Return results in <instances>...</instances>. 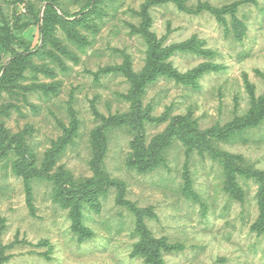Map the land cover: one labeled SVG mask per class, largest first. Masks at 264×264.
I'll list each match as a JSON object with an SVG mask.
<instances>
[{"label":"rangeland","instance_id":"1","mask_svg":"<svg viewBox=\"0 0 264 264\" xmlns=\"http://www.w3.org/2000/svg\"><path fill=\"white\" fill-rule=\"evenodd\" d=\"M90 1L0 0V26L1 20L7 22L11 33L33 48L29 59L35 68L26 69L16 87L15 83L0 87L2 126L11 134L24 132L40 163L52 143L63 137L62 125H73V142L61 152L54 169L69 171L76 185L93 176L91 140L102 119L129 110L124 97L130 82L107 69L126 63L135 73L142 72L150 44L140 16L148 0H104L97 16L92 13L87 25L76 26L77 39L70 36L75 31L71 23L63 21L54 24L48 37L57 44L39 36V20L48 2L72 22ZM177 2L189 11L179 9ZM234 3H238L234 11L222 15L224 23L201 7L220 9ZM147 13L146 29L162 48L195 38L212 53L174 52L167 62L179 75L207 62L219 68L202 75L197 89L166 77L148 84L142 107L151 106L152 116L165 114L168 120L187 116L200 130H208L244 115L251 107V91L256 99L264 95V0H174L152 5ZM16 46L11 43L7 49L0 43V75L12 57L11 48L22 52ZM51 87L54 90L45 94ZM168 120L145 121L146 142L161 133ZM211 139L219 151L239 155L264 171V121L234 138ZM131 140L126 127L109 130L103 169L123 185L129 204L147 210L144 223L154 239L181 247L163 252L165 264H264V231L260 225L254 228L260 216L254 181L241 178L242 200L232 198L219 163L208 153L195 151L188 164L194 198L186 197L185 146L176 141L166 166L138 173L126 164ZM97 204L82 203V223L89 237L79 241L70 208L54 200L51 183L34 181L28 202L22 178L13 174L10 164L1 165L0 264H145L133 255L140 239L136 217L116 202V190L99 195Z\"/></svg>","mask_w":264,"mask_h":264},{"label":"trees","instance_id":"2","mask_svg":"<svg viewBox=\"0 0 264 264\" xmlns=\"http://www.w3.org/2000/svg\"><path fill=\"white\" fill-rule=\"evenodd\" d=\"M168 1L174 0H148L142 14H140L143 33H145L150 43L148 58L143 71L135 73L130 68V65L126 63L123 66L107 69V71L116 74L121 73L130 82L129 93L124 97L127 102L129 101L130 105L129 110L125 113L115 114L107 119L103 118V125L95 131L96 133H93L91 140L93 157L89 162L90 168L93 171L91 178L81 180L80 184L76 185L69 171L63 170L60 166L54 169L56 160L61 152L67 145L73 142L71 137L74 132L73 125L71 128L62 125L64 130L63 137L57 142L52 143L50 149L46 151L44 157L38 163L34 152L26 141L25 133L11 134L7 129L3 128L0 120V166L10 164L13 174L22 178L28 202L31 200L32 183L34 181L51 183L53 186L54 200L57 202L61 201L70 208L72 230L78 235V240L83 241L89 237V232L84 228L82 223V203H89L93 207L97 206L98 196L106 193L109 188H114L116 190V202L119 205H126L136 217V231L140 239L133 247V255L142 257L145 264H165L163 252L178 251L181 247L177 244L166 243L163 239H154L144 223V214L147 210H142L135 205L129 204L124 199L125 190L123 185L112 180L103 169L108 148V132L110 129L120 127L128 128V131L132 135V140L130 141L131 152L126 164L138 173H149L166 166L168 152L173 147V144L179 140L186 148L183 175L185 186L182 189L186 197L194 198L189 184L190 173L188 164L189 156L195 151L199 155L208 153L212 159L219 163L225 175L226 190L232 198L242 200V192L238 182L241 178L251 179L258 186L257 202L260 209L259 220L256 223L257 226L255 224L254 228L257 227L258 229L260 225V231H264V171L253 168L239 155L227 151H219L211 139L214 138L219 141L231 139L244 130L257 127L261 124L264 121V95L256 99L251 91V107L244 115L235 118L224 126L217 125L208 130H200L196 122L187 116L177 115L168 120V116L165 114L161 117L152 116L150 114L151 106L142 107V96L145 93L147 85L155 82L158 77L173 79L183 85H190L197 89L199 87L198 80L202 75L219 69L218 66L207 62L200 64L185 75H179L170 63L167 62V59L176 51H188L203 56H210L212 54L208 50L202 49L201 42L195 38L164 48L161 47L160 43H155L154 39H152L153 37L146 29L150 25V17L147 11L152 5L166 3ZM103 2L104 0H91L85 10L79 14V17L75 21L71 20L72 22L67 20L68 15L63 14L60 16L53 4L48 2L44 8L43 16L39 20L41 22L38 26L39 36L48 40V37L53 32L54 24L58 21H63L65 23H71V28L75 29V31H71L70 36L75 39L79 38L76 26L80 23L81 25H87L86 20L90 18L92 13L97 16V12L100 9L99 5ZM177 3L180 7L179 9L189 11L181 3ZM237 5L238 3H234L220 9H214L208 4H202L201 7L202 9L211 11L219 22H223L222 15L233 12ZM232 17L234 22L240 24L234 16ZM1 24H3V26H0L1 45H4L8 49L11 43H15L17 45L16 47H22V52L17 53L16 49L11 48L12 57L8 64L4 66L2 75H0V87H4L10 83H15L13 87H16L18 78L26 69H29V67L35 69L31 66L29 59L33 48L21 38L11 33L12 30L7 22L1 20ZM14 26L17 28L15 24ZM9 32L14 35V38L15 36L17 37L16 40ZM49 40L52 44L59 42L52 38ZM51 89L47 88L44 90V93L48 94L54 90L53 87ZM5 108L3 107V110ZM6 114L4 113V115ZM167 120L165 129L152 137L149 142H146L145 121L159 124Z\"/></svg>","mask_w":264,"mask_h":264}]
</instances>
